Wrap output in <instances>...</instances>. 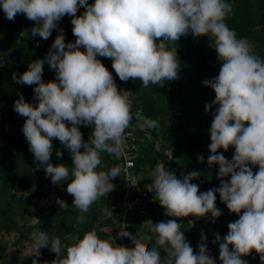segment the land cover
Segmentation results:
<instances>
[{
    "label": "clouds",
    "instance_id": "9594fccd",
    "mask_svg": "<svg viewBox=\"0 0 264 264\" xmlns=\"http://www.w3.org/2000/svg\"><path fill=\"white\" fill-rule=\"evenodd\" d=\"M80 8L85 10L78 16ZM0 9L9 21L23 14L34 22L32 37L46 41L53 30L60 33L43 59L29 63L23 74H13L15 83L35 86V103L26 102L21 94L14 111L26 118L22 132L34 163L53 185L68 180L70 173L64 164L50 163L52 141L58 139L69 151L73 166L66 192L81 213L115 189L111 181L120 177L121 167L107 172L97 168L101 153L121 155L133 119L129 91L118 90L113 75L97 57L110 58L122 82L138 79L145 88L150 84L163 87L165 81L178 79L180 69L177 48L167 45L191 34L211 38L221 64L218 76L203 81L215 93L213 103L205 106L206 111L216 108L207 164L209 168L218 165L219 186L200 192L193 183L200 176L198 171L178 179L158 163L149 187L165 216L171 218L148 221L158 247L149 249L142 238L127 231L118 235L130 238L134 247L118 246L112 237L102 240L89 231L65 252L59 237L50 239L46 232L36 230L31 246L37 256L41 248L50 246L56 255L51 264H217L205 234L194 251L177 220L210 214L215 222L222 215L216 207L218 194L229 213L239 217L228 224L223 239L215 235L220 264H247L243 257L253 252L264 264V60L227 26L225 20L233 13L227 0H94L91 4L88 0H0ZM65 16L71 17L74 43H66L58 28ZM45 64L55 73L54 81L42 80ZM82 125L92 128L87 142L82 139ZM138 126L146 129L159 124L140 117ZM229 148L235 150L230 161L218 151ZM56 156L63 153L57 150ZM168 156L173 159L172 151ZM198 160L203 163L204 157ZM57 204L67 207L63 200ZM84 220V215L77 217L78 223ZM161 250L166 254L163 260ZM33 264L38 262L34 259Z\"/></svg>",
    "mask_w": 264,
    "mask_h": 264
},
{
    "label": "trees",
    "instance_id": "16d2710c",
    "mask_svg": "<svg viewBox=\"0 0 264 264\" xmlns=\"http://www.w3.org/2000/svg\"><path fill=\"white\" fill-rule=\"evenodd\" d=\"M88 3H94V0H88ZM227 3L233 9L225 20L227 26L238 39L246 40L251 51L264 60V0H227ZM84 10L80 8L77 15ZM34 26V22L23 14H18L14 22L9 21L0 9V264H33L34 259L38 264H51L56 255L50 251V246L41 248L38 256L37 251L31 248V234L36 230L46 232L50 239L59 237L65 252L67 247L89 231H95L102 240L112 237L118 246L134 247L130 238L119 237L122 227L124 231L142 238L149 249L158 247L155 244L156 234L151 231L152 224L148 221L156 223L171 218L165 216V210L155 200V194L151 193L149 187L155 165L162 163L178 179L191 171H198L200 176L193 183L198 185L200 192L214 189L220 184L218 165L209 168L207 164L211 143L209 130L216 108L213 106L206 111L205 106L213 103L215 93L205 87L203 81L218 76L221 67L212 47V39L189 34L182 36L176 44L169 43V49L177 48L180 69L178 79L165 81L163 87L150 84L145 88L138 79L122 82L112 68V60L101 57V62L113 75L118 90L125 88V91H129L133 119L126 131L135 138L130 144L129 156L133 161L130 175L135 184L148 192V199L143 200V204L122 222L115 207L122 198L125 184L122 175L111 181L115 189L107 197L94 202L87 213H81L72 205L74 198L66 192L67 183L72 179L73 164L69 151L59 140L52 141L50 163L69 167L68 180L53 185L51 179L46 178L44 169L34 163V155L22 132L26 118L14 111V102L22 94L26 102L35 103V86L17 84L12 77L14 73L21 75L27 71L32 61L43 59L60 34L53 30L45 41L32 37L31 29ZM72 27L71 17L68 16L58 23L66 43L75 42ZM81 51L84 49L81 48ZM42 80L45 83L55 80V73L47 64L44 65ZM140 117L157 121L159 127L141 129L138 126ZM79 127L83 141L87 142L91 139L92 128ZM57 150L63 153L62 157L56 156ZM170 151L173 159L168 156ZM218 151L223 152L230 161L235 150ZM198 156L204 157L203 163L199 162ZM101 161L97 171L107 172L118 166L122 158L101 153ZM257 170L253 168L254 172ZM50 196L53 198L51 205L38 206L39 201ZM58 199L63 200L67 207L60 208ZM216 207L222 215L215 222L210 214L204 218H178L177 222L181 223V231L194 251H198L201 234H205L209 252L220 264L219 244L214 242L215 235L218 233L223 239L228 233V224L239 217L229 213L218 194ZM141 210L145 211L144 215ZM80 215L85 216L83 223L77 222ZM189 219L193 220V225L188 223ZM207 219L209 221L205 226ZM29 248L31 250L28 252ZM160 255L163 260L166 254L161 250ZM243 259L247 264H260L259 255L255 252Z\"/></svg>",
    "mask_w": 264,
    "mask_h": 264
},
{
    "label": "built area",
    "instance_id": "2783aa9c",
    "mask_svg": "<svg viewBox=\"0 0 264 264\" xmlns=\"http://www.w3.org/2000/svg\"><path fill=\"white\" fill-rule=\"evenodd\" d=\"M97 59L101 60V57H97ZM126 140L124 146L121 151V155L119 157L122 158V161L118 163V166L121 167L122 172L121 175L124 178L125 184L123 186V193L121 200L115 206L117 211L119 212V216L121 221L124 222L128 215L137 207L143 204V200L148 199V192L142 190L135 182H133L131 175H130V168L133 167V161L130 160L129 152H130V144L135 139L133 135L126 131ZM126 169V171H124ZM141 214H145L144 210H141ZM191 220V219H189ZM188 220V222H189ZM192 224L193 225V220ZM124 231L122 227L121 232Z\"/></svg>",
    "mask_w": 264,
    "mask_h": 264
},
{
    "label": "rangeland",
    "instance_id": "374dc122",
    "mask_svg": "<svg viewBox=\"0 0 264 264\" xmlns=\"http://www.w3.org/2000/svg\"><path fill=\"white\" fill-rule=\"evenodd\" d=\"M120 90L124 91L122 88ZM151 178H152V174H151ZM52 199H53L52 196H50L48 198H45V199H43V200L38 202V206L45 207L47 205H51L52 204ZM31 248H29L27 251L29 252L31 250Z\"/></svg>",
    "mask_w": 264,
    "mask_h": 264
},
{
    "label": "water",
    "instance_id": "95a60500",
    "mask_svg": "<svg viewBox=\"0 0 264 264\" xmlns=\"http://www.w3.org/2000/svg\"><path fill=\"white\" fill-rule=\"evenodd\" d=\"M208 221H209V219L206 220V222H205V226L208 224Z\"/></svg>",
    "mask_w": 264,
    "mask_h": 264
},
{
    "label": "crops",
    "instance_id": "0c3cea01",
    "mask_svg": "<svg viewBox=\"0 0 264 264\" xmlns=\"http://www.w3.org/2000/svg\"><path fill=\"white\" fill-rule=\"evenodd\" d=\"M123 90L125 91V88H123Z\"/></svg>",
    "mask_w": 264,
    "mask_h": 264
}]
</instances>
